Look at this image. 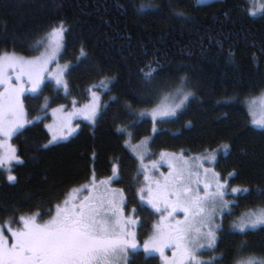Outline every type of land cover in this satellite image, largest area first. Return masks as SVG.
Listing matches in <instances>:
<instances>
[{"label":"trees","instance_id":"1","mask_svg":"<svg viewBox=\"0 0 264 264\" xmlns=\"http://www.w3.org/2000/svg\"><path fill=\"white\" fill-rule=\"evenodd\" d=\"M253 7V0H211L202 6L197 0H0V54H37L40 49L30 50L33 42L63 21L68 31L60 58L73 65L67 97L50 83L39 100H24L34 122L12 138L21 162H13L11 173L0 168V223L28 213L47 216L69 189L88 182L93 171L101 179L117 164L120 179L114 184L125 189L127 204L137 208L142 220L138 239L143 242L156 214L137 198L144 187L141 174L136 182L139 163L125 145L128 135L117 128L135 119L127 115L126 103L146 110L184 75L194 95L176 116L159 122L156 133L149 116L128 128L134 133L131 141L150 138L152 151L193 155L228 144L215 169L227 177L236 173L230 184L253 190L248 197L237 194L235 206L264 207V196L256 194L264 191V128L251 125L245 106L249 97L264 91V14L249 15ZM81 46L87 56L77 61ZM149 61H159L164 71L155 75L160 91L142 100L148 85L139 69L147 70ZM104 77L115 79L110 91L102 90L95 123L82 121L73 135L43 148L50 133L45 119H34L41 115L43 97L52 99L51 106L69 102V96L83 98ZM9 174L17 180L9 182ZM219 236L214 254L224 253L225 258L215 264H234L240 256L264 258V228L233 234L225 219ZM129 259L130 264H163L159 253L148 255L141 244Z\"/></svg>","mask_w":264,"mask_h":264},{"label":"snow or ice","instance_id":"2","mask_svg":"<svg viewBox=\"0 0 264 264\" xmlns=\"http://www.w3.org/2000/svg\"><path fill=\"white\" fill-rule=\"evenodd\" d=\"M197 2L202 6L206 0ZM253 3L254 7L249 10V15L255 17L258 13L264 14V3L258 6H255V0ZM140 8H144V5H140ZM177 15L184 13L177 12ZM67 31L61 21L43 37L35 40L30 50L37 51L41 47L45 50L31 59L15 52L0 54V89H3L0 90V168L9 173L13 171V162L21 161L17 149L11 145L6 146L4 141L11 140L26 125L34 122L25 118L27 114L24 100L29 97L39 100L43 89L50 83L54 85L57 93L62 89L65 97L71 91L70 82L66 77L73 65L70 62L61 66L57 60L65 47ZM86 56L87 52L81 46L77 61ZM53 63H57L54 72L49 67ZM145 67L147 70L139 69L145 84L148 85L145 89L146 96L142 97V100H146L153 92L160 91L155 75L158 71H164L159 61H149ZM114 79L104 77L98 84L91 85L87 89L90 93L89 102L80 108L76 107L78 101L74 99L71 101L73 110L70 112L66 111L63 104L51 109L53 116L59 114L58 127L70 135L76 130L70 126L76 117L83 116L84 119L95 123L101 112V99L94 89L110 91ZM193 95L187 89V76L184 75L163 95L162 102L150 111L136 110L131 103L125 104L127 115L135 119L128 125L118 127L117 131L128 135L129 139L125 141V145L131 147L140 161L137 183L140 182V174H144L145 182H149L148 166L144 164V160L154 153L147 150L150 138L132 145L134 133L129 132L128 128L136 127L143 118L150 116L152 132L156 133L157 124L166 122L168 117L176 116ZM111 99L118 101L115 96ZM52 102L50 97H43L39 106L41 115L36 116L35 121L47 117ZM253 124L264 128V119H253ZM45 127L49 131L52 130V125ZM61 139H67V136L53 134L52 139L42 147L47 148ZM5 147L7 152L3 154ZM229 149L230 145L222 144L216 149H205L201 155L189 158L184 157L183 150L179 157L175 154L160 153L161 160L171 156L175 161L169 163L171 171L162 181H151L147 188L141 187L137 190L139 201L150 205L155 213L160 214L159 222L151 226L152 234L143 242V251L146 254L159 253L163 264H215L225 258L224 253L213 256L210 260L200 259V255L203 252L216 251L219 233L223 231L222 222L216 223V220L222 219L226 211L231 214L232 206L237 205V194L245 197L253 194L249 187L230 185L229 181L236 173L231 172L228 174L229 179H224L220 173L203 167L204 163H217L218 154L227 153ZM151 167L156 169L157 162H153ZM194 168L197 169L195 173ZM199 169H203V180ZM7 179L14 182L17 177L9 174ZM119 179L117 164L112 166V175L99 180L98 183L93 171L88 185L69 189L64 198L54 205V214L52 209L48 210L50 219L40 222L42 213L35 212L21 215L15 222L22 227L17 229L11 227L14 218L9 219L7 226L0 225V264H130L129 254H134L139 249V233L136 229L142 226V220L136 216L137 208L130 210L131 215L126 211L125 189L110 187ZM101 188L103 191H100ZM84 191L90 194L80 197L79 193ZM256 194L264 196V191L258 189ZM228 195H232L234 199L227 200ZM178 212L183 213V220L175 218ZM257 228H264V208L246 211L230 224L233 234L247 235L249 231ZM5 232L9 235L6 236ZM246 244V241L241 243V250ZM166 249L172 250L171 257L165 254ZM234 264H264V258L254 255L240 256L235 259Z\"/></svg>","mask_w":264,"mask_h":264},{"label":"rangeland","instance_id":"3","mask_svg":"<svg viewBox=\"0 0 264 264\" xmlns=\"http://www.w3.org/2000/svg\"><path fill=\"white\" fill-rule=\"evenodd\" d=\"M208 1H211V0H206V2H208ZM260 3H262V1H259V0H257V3H256V6H258V4H260ZM45 49L43 48V47H41L40 48V50H39V52L37 53V54H35V55H33V54H31V55H26V54H19V53H16L17 55H20V56H24L25 58H27V59H31V58H33V57H35V56H38V55H40V53L41 52H43ZM8 53H12V52H8ZM57 60H58V64L59 65H64V64H67V62L65 61V60H62L61 58H60V56L57 58ZM50 69H51V71H55V69H56V67H57V63H53V64H51L50 66ZM10 74H12L13 76L15 75L14 73H10ZM68 77H66V79H67ZM13 83H15V80H13ZM54 86V85H53ZM0 90H3V89H0ZM95 91H97V93H98V95L100 96V99H101V93H102V90L99 88V89H94ZM61 91H62V93H63V90L61 89ZM70 93H72V92H70ZM85 94L83 95V98H81V97H78V98H75V97H73V96H69V97H71L70 99V101L69 102H64V103H58V104H55V105H53V106H50V108H49V113H48V115H47V117L45 118V120L43 121V123H44V125L46 126V125H52V130L51 131H49V129L47 128V130H48V132L50 133V139H52V136H53V134H55V135H57V136H60V135H66L67 136V138L68 137H70L71 135H73L74 134V132L76 131H74V132H72L70 135L67 133V131L66 130H64V129H61V128H59L58 127V123H57V121H58V116H59V114L57 115V116H53L52 114H51V109H53V108H58L60 105H65L66 106V111H68V112H70V111H72L73 110V105H72V103H71V101L72 100H76V101H78V103L76 104V107L77 108H80V107H82L83 105H85V104H87L88 102H89V99H90V93L87 91H85L84 92ZM162 102V96L160 97V99L154 104V105H152V106H150V107H148V109H146L147 111H150L153 107H155L158 103H161ZM245 106H246V109H247V112H248V116H249V122L251 123V125H253V126H255V127H258V128H262V127H260V126H257V125H254L253 124V119H256V120H259V119H264V91H262L261 93H258V94H256L255 96H251V97H249L246 101H245ZM26 111V110H25ZM27 114V113H26ZM150 117V116H149ZM26 119H28L29 120V118H28V116L26 115V117H25ZM151 118V117H150ZM169 118V117H168ZM82 121H86V122H89V123H93V122H91V121H89V120H86V119H84L83 118V116H79V117H76V118H74L73 120H72V122H71V127L72 128H75V129H77L78 128V126L80 125V123L82 122ZM13 138V137H12ZM61 140H65V139H61ZM61 140H57V141H61ZM141 140H144V139H140V140H138V141H131V144L132 145H136V144H139L140 143V141ZM56 141V142H57ZM4 143H5V145L7 146V145H11L12 147H14V148H16L15 147V144L13 143V140L11 139V140H5L4 141ZM130 148V150H131V147H129ZM147 150L150 152V153H154V155H148L146 158H145V160H144V164L145 165H147L148 166V171H147V175L149 176V182H145V180H144V174H141V182L143 183V186L145 187V188H147L148 186H149V183L151 182V181H155V180H163V177L164 176H167L168 175V173L171 171V169L169 168V163L171 162V163H175V161L173 160V158L171 157V156H168V157H165L163 160H161V158H160V153L161 152H165V153H169V154H175L177 157H179L180 156V154H181V151H173V150H168V149H159V150H156V151H152V150H150V148L148 147V144H147ZM132 151V150H131ZM6 152H7V147H5V149L3 150V154H6ZM134 154V153H133ZM135 155V154H134ZM183 155H184V157L185 158H189V157H192V156H198V155H200V154H195V155H193V154H186V153H183ZM136 156V155H135ZM137 161H138V163H139V168H140V161H139V159H137ZM153 162H157V168L156 169H152V167H151V165H152V163ZM203 167L204 168H208V169H213L215 172H217L218 173V171L215 169V167H214V164H211V163H204V165H203ZM197 171V169H193V172L195 173ZM199 172H200V177H201V180H203L204 179V174H203V169H199ZM112 175V171H111V173L109 174V175H107V176H105V177H103V178H101V179H105V178H107V177H109V176H111ZM221 176H222V174H221ZM224 179H228V177H227V175L225 174V175H223L222 176ZM101 179H97V183L99 182V180H101ZM193 181H195V175H193ZM230 183V182H229ZM89 184V181L88 182H86V183H83V184H80V185H78V186H75V187H72V188H78V187H80L81 185H88ZM231 185V184H230ZM153 187H155V185L153 184L152 185ZM193 186H195V185H193ZM232 187H236V186H233V185H231ZM110 187L111 188H113V189H120L118 186H116L115 184H114V182L110 185ZM201 188H202V185H201ZM100 191H103V189L101 188L100 189ZM68 192V191H67ZM90 193L89 192H87V191H84V192H81V193H79V195H80V197H83V196H87V195H89ZM93 195H95V193H92ZM137 195V194H136ZM145 195H147V193H145ZM64 198V197H63ZM62 198V199H63ZM137 198H139V196L137 195ZM226 199L227 200H233L234 199V197L232 196V195H228L227 197H226ZM58 203V202H57ZM141 203V202H140ZM143 204H145L146 206H148L150 209H152L151 208V206L150 205H147L146 203H143ZM132 208H134V206L132 205V204H127V209H126V211L128 212V214L129 215H131V209ZM261 208H264V207H261V206H258V207H255V208H253V207H248V208H241V206L240 207H237V206H232V208H231V214H228L227 213V211H226V213L224 214V216L222 217V219L221 218H218L217 220H216V223H221L222 222V224L225 222V219L227 220V224L230 226V224H231V222L233 221V220H236L237 218H239L240 216H241V214H243V213H245L246 211H256V210H258V209H261ZM52 210H53V213L52 214H54V207L52 208ZM154 212H155V210L154 209H152ZM178 213H180L179 215H177L176 214V219H180V220H183L184 219V216H183V213L182 212H178ZM28 214H30V213H28ZM22 215H25V214H22ZM21 216V215H20ZM19 216V217H20ZM48 219H50V214H48L47 216H45V217H43V218H41L40 219V222H43V221H46V220H48ZM159 220H160V214H157L156 213V219H154V221H153V223H152V225L153 224H155V223H157V222H159ZM9 220H5L3 223H0V225H5V226H7V222H8ZM16 222L15 221H13L12 223H11V227L13 228V229H17V228H19V227H22V225L21 224H15ZM136 230H138V229H136ZM152 234V228H151V230H150V232H149V234H148V236L147 235H145L146 237L144 238V241L146 240V239H148L149 238V236ZM5 235L7 236V235H9L7 232H5ZM143 241V242H144ZM143 242H141L140 243V241H139V239H138V244H141L142 246H143ZM166 250H169L170 251V253L171 254H169V256L171 257V255H172V250L171 249H166ZM166 250H165V253H167L166 252ZM213 256H215V254H214V252L213 251H209V252H203V253H201V255H200V259H203V260H210L211 259V257H213Z\"/></svg>","mask_w":264,"mask_h":264},{"label":"flooded vegetation","instance_id":"4","mask_svg":"<svg viewBox=\"0 0 264 264\" xmlns=\"http://www.w3.org/2000/svg\"><path fill=\"white\" fill-rule=\"evenodd\" d=\"M155 214H156V213H155ZM177 214H180V213H177ZM139 246H140V244H139ZM166 252H167V253H165V254H166L167 256H169V254H171L169 250H166ZM169 257H170V256H169Z\"/></svg>","mask_w":264,"mask_h":264}]
</instances>
